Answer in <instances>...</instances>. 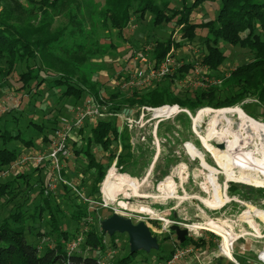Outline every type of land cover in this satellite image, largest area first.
<instances>
[{
  "label": "rangeland",
  "instance_id": "obj_1",
  "mask_svg": "<svg viewBox=\"0 0 264 264\" xmlns=\"http://www.w3.org/2000/svg\"><path fill=\"white\" fill-rule=\"evenodd\" d=\"M16 3L26 8V0H16ZM90 5L92 6V4ZM26 9V12L30 14V5ZM217 10V2L205 3L197 9L194 17H192V21L193 23L201 24L213 20L217 14ZM91 19L95 23L98 21L96 17H88V20ZM53 20V24L47 29L48 34L54 38L62 36V41L68 45L72 43L71 39L66 36L69 29L66 26L65 17L58 14L54 16ZM86 24L85 28L89 29L88 21ZM174 25L175 19L167 25L166 23L155 24L153 23V16L145 15L142 18L132 17L127 28L119 35L114 30L106 31L102 27H98L94 35L91 36V41L95 42V47L89 45L92 48H96L98 52H95L94 56L90 58L89 67L85 68L84 71L87 72L91 83L102 86L100 93L88 96L83 94L80 98L74 99L73 96H61V89L53 90L52 93L54 95H51L52 93L48 92L46 87L35 98L36 107L32 108L33 114L29 116H26L28 109V105L26 104L27 99L25 98L24 90L20 88L21 84L16 81V75L12 73L5 75L4 73V75L0 76V129L5 128L15 134L20 133L24 140L31 139L33 143L29 151H23L19 154V158L21 159L25 156L34 157L32 155H35V153L43 154L52 140L50 138L54 130H51L50 127L53 124L55 125V123L57 124L61 117L68 118L70 115L71 118L69 120H71L73 109L88 99L98 101L102 109L98 119L109 123L118 130L121 121L118 116L108 114L109 99L111 95H115L117 85L125 77H129L137 70L147 73L155 65L162 64L167 68L169 67L168 79H172L173 81V89L170 93H172V96L180 99L192 96L198 89H207L210 85L216 86L217 84H214L216 80L210 77L213 71L199 64L198 57L201 52H204L201 37L195 36L194 41L189 42L185 38H181L180 27L175 29ZM173 29H175L174 33L171 32ZM196 34L203 37L205 36V31L198 28L196 29ZM169 38L172 39L170 50L164 60L156 64L155 60H153V50L166 43ZM36 39L46 38L40 36L31 38V40ZM220 46L225 59L218 69L219 74L227 76L237 66L250 60V55L246 49L227 45ZM139 57L143 58L144 62ZM185 63L191 64V69L188 73L182 69ZM0 67L6 70L4 65ZM177 68L178 71L182 70V74L185 75L184 78L178 79L179 73H176ZM74 78L76 82H81L78 74ZM161 82L162 78H157L147 89L153 88L155 84L157 85ZM147 89L135 91V93L141 94ZM122 93L128 97L134 92L133 90H127L122 91ZM164 103L171 105L173 102L167 100ZM174 105L179 111L173 105L163 108H170L167 109L166 113L171 114V112H176L177 114L159 123H157L159 119L146 123L147 117L141 119V115L143 114L140 111L138 113L132 111L134 112L132 117L135 121L131 120L134 121L137 128H141L134 131L132 138L136 137L138 133L145 136V142L139 146L142 148L140 151V155L142 156L141 165L134 173V177L128 173H118L117 166L115 167V174L117 176L127 175L138 183V187L135 189V193L130 189L126 192L117 193L112 201L106 200L111 208L115 209L114 212L101 207L103 204L102 199L105 200V197L100 196V194L96 199L90 198L91 201L93 200L92 204L85 203L84 199H88L85 191L90 187L93 178L85 172L89 165L87 159H82L81 155L75 154V150H78L80 147H82V152L89 149L94 159L104 164L108 163L107 156L110 153L116 154L117 152L119 153V150L121 151V146L118 145L116 150L114 143L108 149L103 150L100 145L94 144L90 138L87 139L90 136L89 129L92 123L86 124L83 130H80L81 133L74 134V138L69 141L68 147L71 157L68 162H65L66 168L62 173L63 179L77 188V192L81 197L73 191L70 185H68L70 191L64 193L65 185L58 184L55 190L51 192V195L49 191L47 192L50 195L48 201L51 202L53 212H55V205L59 208L61 212L58 214L54 213L55 217L60 221L61 227L69 231H72L76 225L71 218L72 212L80 210L86 213L84 218L87 222L77 236L82 241L84 240L83 233L90 229H93L99 235L98 230L101 222L116 214L121 218L130 219L134 225L140 222L146 224L151 235L156 237L158 242H161L162 249L165 248L166 252L169 247L173 248L175 242L174 234L169 231V227L173 224L179 226L180 229H187L188 237L191 239H202V243L205 245L200 247L190 245V249H192L190 256L174 264H231V261L220 254L221 241L211 237L210 231L221 232L219 229H224L228 234L232 231L236 234H238V231L250 232L252 233L250 237L259 239V236L264 233V184L250 185L246 183L241 184V182L236 181H227L221 167L219 168L211 154L207 153L202 146V137L210 129L211 121L213 122L214 120L213 118H215L217 123L214 132L219 133L218 131L227 125H229V130L236 131L240 124L238 116L235 113H228L224 117L222 115L215 117L218 111L238 108L249 119H253V121L261 125H264V115L261 114L260 105L256 103L255 99H246L242 103L232 107L212 108L204 105L197 108L194 112L188 109H181L175 103ZM9 110H12V117L5 115ZM203 110H210L211 113L208 114L207 118H198V114ZM155 113L158 114L157 112ZM180 114H184L186 117L180 118ZM149 116H151V119L155 117L151 114ZM15 121H17V124ZM143 124L144 126H141ZM155 125H157V129L158 126H162L160 134L163 135H158L159 137H157L159 140V152L155 144H153L154 140H149L151 136H147V134H152L153 126ZM40 127L44 129L41 131ZM16 129H19V132ZM164 131H167V134L163 133ZM43 134L48 135L46 136L48 137V146L40 149L41 147H38L37 144L45 146L42 140ZM78 134L83 137V141L81 140L79 143H77L79 139L74 142V139L78 138ZM73 143L77 144L73 146ZM210 145L215 151H221V148L217 147L215 141H211ZM3 147L7 149L23 148L22 144L15 142L14 139L8 140L4 145L0 141V148ZM227 150L230 152V158L234 160L242 156V151H238V156L234 153V148L228 147ZM245 153H248L255 162L257 161L264 165V139H260L255 143V146H248L245 149ZM15 163L17 164L16 160L9 168L0 169V184L11 183L8 195L0 197V222L7 218L11 212H14V209L18 206L26 210V217L34 215L38 207L43 208L41 206L42 197L38 193L41 188L39 187L40 185H42V189L47 190L46 185L49 179L48 171L45 170L47 165L42 166L41 164L39 167H34L32 163L23 165L27 170L25 174L27 173L28 176H23L21 179L18 177L20 174L17 172L19 170L18 167L21 165H15ZM112 164L107 167V171ZM234 171L236 173L239 172L238 169H234ZM3 172L6 174L4 173V175ZM242 172L245 176L264 183V169L258 171V169L254 170L251 165H247L243 168ZM76 176L78 177L76 178ZM22 181H25L27 184H22ZM167 184L173 185V191L164 193L159 188L161 185L165 186ZM61 188L62 190H59ZM11 191L14 192L12 194L14 196L9 199ZM213 195L216 199L222 198L224 200L221 207L210 208L205 204V202H213ZM84 204H88V207ZM121 204H124L127 208H123ZM141 208L150 210L151 214L138 213L137 211ZM36 219V221H25L28 223V228L34 227L32 229L34 233L50 230L45 224L49 219V209H43L40 217ZM211 222L213 225L218 226L219 229L213 228L210 224ZM26 237L27 241L31 244L37 243L35 237H31L29 234H26ZM55 237L56 235H44V237L39 238L38 245L42 248L50 246L54 242ZM113 240V248H111L108 237H104L102 240L106 250L99 254L105 264H116L118 259L129 252L126 234L116 233ZM258 241L260 240L251 241L237 238L233 244V253L231 251V254H234L232 255L234 260L238 264H260V262L258 263L257 255L249 251L251 247L255 252L260 249ZM229 242H232V239ZM261 242H264V240ZM77 251L85 255L98 254L90 251L87 247L83 248L82 245L77 248ZM257 252L261 259L264 258V253L261 251ZM153 254V252L145 256L142 254L135 257V261L139 264H145L141 262L144 257H147L151 262L155 261ZM227 254L230 256V253ZM235 261L233 264H237ZM247 261L250 262L248 263Z\"/></svg>",
  "mask_w": 264,
  "mask_h": 264
},
{
  "label": "trees",
  "instance_id": "obj_2",
  "mask_svg": "<svg viewBox=\"0 0 264 264\" xmlns=\"http://www.w3.org/2000/svg\"><path fill=\"white\" fill-rule=\"evenodd\" d=\"M15 1L0 0V66L6 67V70L0 67V76L4 73L5 75L10 73L16 75V81L21 84L20 88L24 90L28 101V103L26 101L28 105L26 116L33 114V109L36 107L35 98L46 87L51 93L55 89H61V96H73L74 99L80 98L83 94L85 96L98 95L102 86L91 83L87 72L84 71L89 67L90 58L98 52L96 48L90 47H95L91 36L98 27L106 31L114 30L119 35L127 28L132 17L142 18L145 15L153 16L155 24L166 23L167 25L175 19V29L180 27L181 38L189 42H193L195 36L201 37L204 52H201L198 57L199 64L213 71L210 77L219 82L216 86L210 85L207 89H198L192 96L184 99L172 96L170 92L173 89V81L168 79V75L164 76L162 82L155 84L153 88L141 94L134 92L128 97L122 93L120 85H117L115 95H111L109 99L108 114L119 115L129 109L138 113L144 107L172 106L164 103L167 100L172 101V104L175 103L181 109L194 112L204 105L212 108L232 107L246 99H255L260 105L261 114L264 115V0H26V8L30 5V14L26 12L25 7L23 8L18 3L15 4ZM209 2L218 4L215 18L201 24L193 23L192 17L197 9ZM58 14L66 19V26L69 29L66 36L72 42L69 45L62 41V36L54 38L48 34L47 29L51 27L54 16ZM90 16L96 17L97 23L92 19L88 20ZM87 21L89 29L85 28ZM198 28L205 31V36H197L196 29ZM175 29L171 32L174 33ZM37 36L46 39L31 40L32 37ZM171 45L172 39L169 38L166 43L153 50V60L156 64L164 60ZM220 45L246 49L250 60L237 66L227 76L219 74L218 69L225 59ZM182 69L188 73L191 64H183ZM176 73H179L178 79L185 77L182 70L178 71V68ZM76 74L79 75L80 83L74 78ZM5 115L12 117V110L7 111ZM180 115V118L186 117L184 114ZM15 123L17 124V121ZM57 125L53 124L50 129L55 130ZM161 127V125L158 126L157 137L163 135L160 134ZM40 128L41 131L44 129ZM16 130L19 132V129ZM89 131L90 136L87 139L90 138L103 150L112 146V143L115 144L116 150L118 145L121 146L119 153H110L107 156L108 165L97 162L89 149L84 152L81 151L82 147L75 150V153L81 155L82 159L86 158L89 164L85 172L93 179L85 194L90 200V198L96 199L99 196V186L105 178L107 167L114 159H116L118 173H128L134 177V173L141 165L140 151L142 148L139 145L131 149L130 132L127 128L119 131L107 122L97 121ZM11 139L26 147L32 144L31 139L24 140L20 133L15 134L5 128L0 129V141L3 145ZM81 140L83 141V137ZM18 155L17 149L0 148V169L9 168ZM23 176H28V174L18 175L21 179ZM23 183L27 184L25 181H22ZM10 187V182L0 184V197H6ZM39 187L41 188L38 194L42 197L41 206L43 208L38 207L34 213L35 216L32 214L26 217V210L18 206L14 212L0 222V264H101L99 253L106 250L102 240L108 237L111 248H113L115 234L111 237L107 236L101 231L100 226L99 235L90 229L83 233L84 240L81 245L98 254L85 255L77 249L70 251L67 245L78 238V233L87 222L84 218L86 213L74 210L71 214L76 224L74 229L72 231L63 229L54 214L61 211L55 205V212H53L51 202L48 201L51 193L50 195L45 194L42 185ZM69 191L70 189L65 185L64 193ZM9 194V199H11L14 192L11 191ZM88 204L84 205L88 207ZM43 209H49V219L45 224L50 230L34 233L32 231L34 227H29V229L25 221H36ZM26 234L35 237L37 243L28 242ZM48 234L56 235L54 242L50 246L40 247L39 238ZM202 242V239L193 240L187 237L182 244L174 242L173 248L169 247L167 252L165 248L162 249L161 242H158L157 251H150L148 254L142 251L134 253L129 251L127 255L118 259L116 264H137L135 257L142 254L149 255L152 252L155 261L151 262L144 257L141 262L166 264L176 248L186 247L189 244L200 247L205 245Z\"/></svg>",
  "mask_w": 264,
  "mask_h": 264
},
{
  "label": "built area",
  "instance_id": "obj_3",
  "mask_svg": "<svg viewBox=\"0 0 264 264\" xmlns=\"http://www.w3.org/2000/svg\"><path fill=\"white\" fill-rule=\"evenodd\" d=\"M139 58L141 61L144 62L143 58L141 57ZM168 72H169V67L167 68L166 66L162 64L158 66L157 65L153 66V69L147 73L137 70L134 73H132L129 77L124 79L119 84L120 85L119 88L123 92L127 90H133V92L142 91V90L149 88L154 83L155 79L157 78L160 79L166 76ZM218 82L219 81H215L214 84H217ZM171 105L175 106L174 104H171ZM159 109H160L159 106L154 107V108L152 107L141 108L139 110L140 113L143 114L141 115V119H143V117H147L146 123L151 122L155 119H159L157 120V123H159L161 121H166L170 117L177 114L176 112L171 113L169 116L168 114H163V115L156 114L155 112ZM101 111L102 109L98 101H96L95 99H88L82 102L81 104L77 105L75 109H73L72 111V119L68 121H62V124L60 123L59 126L53 131L52 136L50 138L52 140L46 152H44L43 154L32 155L34 157H26V156L22 157L17 162V164H20L21 166H23L27 163H32L36 166H39L42 163L47 162L49 165V179H48L46 187H47V191H49L50 193L53 190H55L58 184H63L66 186L70 185L62 177L63 162L71 156V153L68 147L69 141L72 140V138H74L73 136L74 134L76 135L77 133H79L81 129L83 130L86 124L92 123V125H94L95 123H97V121H100L98 118L100 117L99 115L101 114ZM177 111H179L178 108H177ZM150 114L155 117L151 119V116H149ZM115 116H118L121 121L119 131H121L124 128H127V130L130 132L129 143H130L131 149L136 148L141 144L143 145V143L145 142L144 135H141L138 133L136 137L132 138V134L134 133V131L141 129V128H137V125L134 124L135 120L132 117L133 116L132 110L130 109L124 110L122 114L115 115ZM131 119L134 121H132ZM141 126H144V124ZM147 136H151V140H154L153 144H155L157 151L159 152L158 150L159 140L157 139V125L153 126L152 134L151 133L147 134ZM111 171L112 173H115V163H113V165L108 169L106 176L102 182L101 194L103 197L105 196L103 192L104 182L107 179L112 180V178L110 177ZM4 173L5 172H3V174ZM70 186L73 188V191L77 195L80 196V194L77 192V189L72 185ZM84 199L86 201L85 203H90V204L93 203L89 199H86V198ZM106 200H108L107 197L105 198V200L102 199L103 204L101 205V207L104 209H109L114 212L115 209L111 208L110 204L107 203ZM212 233L222 238V241L224 240V234L225 235L227 234L226 231L216 232L215 230H213ZM82 242H83L82 239L78 237L75 240L71 241L67 245V247L70 251H74L82 244ZM229 248H230L229 250L230 252H228V249H227V253L231 254V251H232L231 242L229 243ZM220 252L224 257L226 258L229 257L228 254L225 252L224 241L221 244ZM191 253H192V249L190 248H176L172 254V257L166 262V264H174L179 260L185 259ZM100 262L101 264H105L102 259L100 260Z\"/></svg>",
  "mask_w": 264,
  "mask_h": 264
},
{
  "label": "bare ground",
  "instance_id": "obj_4",
  "mask_svg": "<svg viewBox=\"0 0 264 264\" xmlns=\"http://www.w3.org/2000/svg\"><path fill=\"white\" fill-rule=\"evenodd\" d=\"M167 109L170 108H163L162 110H157L156 112L160 115L163 114L170 115V113H166ZM209 113H211L210 110H203L198 114V118H203V119L207 118ZM228 113H235L238 116V119L240 120V124L238 125L236 131L229 130L228 128L229 125H227L225 126V128L223 127V129L218 131L219 133L214 132L216 130L215 126L217 123L215 118H213L214 117L213 116L212 118L214 120L213 122L211 121L210 129L205 134V136L202 137V144H203L202 146L207 151V153L211 154V156L213 157L214 161L219 166V168L221 167L227 181L241 182V184L246 183L250 185L251 184L263 185L264 184L263 182L245 176L242 171L243 168L247 165H251L254 168V170L258 169V171H262L264 169V165L262 163L257 161L255 162L253 159H251L248 153H245V149L248 146H253V145L255 146V143H257L260 139H264V125H261L253 121V119L252 120L249 119L238 108L218 111L216 112L215 117L219 115H222L224 117ZM211 141H215L217 145H219V148H221V151H215L210 145ZM228 147L234 148L235 149L234 153L237 154L238 156H239L238 151L239 152L242 151V156L240 157L236 156L237 157L236 160L230 158V152L227 150ZM235 161H237V163H235ZM234 169H238L239 172L236 173ZM110 177L112 178V180L107 179L104 182V186H103L104 195L108 198L109 201H112L116 197V194L119 192H124V191L126 192L129 191L130 189L133 190L134 193L136 192L135 189H137L138 183L135 180L129 178L127 175L117 176L115 173H112L111 171ZM159 189L164 193H169L173 191V185H168V184L165 186L161 185ZM223 201L224 200L222 198L216 199L214 198L213 195V202H205V204L210 208H216V207H221ZM121 206L123 208H127L124 204H121ZM137 212L151 214L150 210L144 208L139 209V211ZM210 224L213 226V228L219 229V227L213 225L212 222ZM219 230L224 231V229H219ZM231 239H232L231 234L224 235L223 241H224V247L226 253H227V249L228 251L230 250L229 241Z\"/></svg>",
  "mask_w": 264,
  "mask_h": 264
},
{
  "label": "water",
  "instance_id": "obj_5",
  "mask_svg": "<svg viewBox=\"0 0 264 264\" xmlns=\"http://www.w3.org/2000/svg\"><path fill=\"white\" fill-rule=\"evenodd\" d=\"M219 148V145H217ZM101 231L111 237L114 234H126L130 253L142 251L148 254L150 251H157L159 244L156 237H153L148 229V226L142 222L134 225L130 219H124L113 214L106 218L100 224ZM169 231L174 234L177 243H184L188 237L187 229H180L179 226L173 224L169 227Z\"/></svg>",
  "mask_w": 264,
  "mask_h": 264
},
{
  "label": "crops",
  "instance_id": "obj_6",
  "mask_svg": "<svg viewBox=\"0 0 264 264\" xmlns=\"http://www.w3.org/2000/svg\"><path fill=\"white\" fill-rule=\"evenodd\" d=\"M71 118V116L69 115V117L68 118H64V117H61L60 118V121L58 122L59 124L61 123L62 124V121H67V120H69ZM57 123V124H58ZM46 136H48L47 134H43V142H44V144H45V146L44 145H41V144H37V146L38 147H41L40 149H43V148H46L48 145H47V143H48V137H46ZM78 136V138L77 139H74V142H76L78 139H79V141L77 142V143H79L80 141H81V139H82V135L80 136V134H78L77 135ZM45 138V139H44ZM31 141V140H30ZM77 143H73V146L74 145H76ZM22 144V143H21ZM33 144V143H32ZM32 144L29 146V147H26L25 145H22L23 146V148L21 149H19V147L18 148H16L18 151H19V154L20 153H22L23 151H29L30 150V147L32 146ZM35 145V144H34ZM73 148V147H72ZM118 148V147H117ZM74 149V148H73ZM46 152V151H45ZM76 152V151H75ZM74 152V153H75ZM118 153V152H117ZM36 154H38V153H35V155ZM76 154V153H75ZM71 157V156H70ZM69 157V158H70ZM69 158L68 159H66L64 162H63V169H62V173H63V170L66 168V166H65V162L67 161H69ZM20 158H19V155H18V157H17V159H16V162H18V160H19ZM112 163H115V167H116V159H114L113 161H112ZM111 163V164H112ZM16 164V163H15ZM47 165L46 167H45V170H47L48 171V177H49V165H48V163L47 162H44V163H42V166H44V165ZM110 164V165H111ZM109 165V166H110ZM113 165V164H112ZM33 166L34 167H39V166H36V165H34L33 164ZM67 166H68V164H67ZM19 168V170H17V172H18V174H25V172L27 171L26 170V168H24V166H19L18 167ZM107 172V171H106ZM78 176H76V178H77ZM48 182V181H47ZM103 182V181H102ZM101 186H102V183H101V185L99 186L100 188H99V194H100V196L102 195L101 194ZM59 190H62V188L61 189H59ZM48 191L46 190L45 191V194H48L47 193ZM86 192V191H85ZM50 193V192H49ZM86 195V194H85ZM105 198H106V196H104ZM255 232V231H254ZM210 236L211 237H213V238H215L216 240L217 239H219V241H221V244H222V238L220 239L219 238V236H216L215 234H213L212 233V231H210ZM256 233V232H255ZM229 234H233L232 236H237V237H232V248H233V244L235 243V241H236V239L237 238H241V239H243V240H251V241H254V240H260V241H258L257 243L260 245V249H258V250H256V252L255 251H253L252 250V247L249 249V251H251L253 254L255 253L256 255H257V260H258V263L260 262V264H264V258H260V256H259V253L257 252V251H261L262 253H264V242H261V241H263L264 240V233H263V235H260L259 237H260V239H254V238H252V237H250V235H248V234H252V233H250V232H239L238 231V234H236L234 231H232V232H230ZM227 235H228V233H227ZM252 239H254V240H252ZM175 242H177L176 241V239H175ZM257 243H255L256 245H257ZM256 245H254L255 247H256ZM182 248H190V244H189V246H186V247H182ZM233 249H232V253H233ZM221 254V253H220ZM222 255V254H221ZM232 255H234V254H230V256H231V258L230 257H228V258H226L227 260H229V261H231L230 263L231 264H233L234 263V257L232 256ZM188 256H190V255H188ZM187 256V257H188ZM181 261V260H180ZM228 261V262H229ZM236 262V261H235ZM248 263L250 262V261H247ZM237 263V262H236ZM238 264V263H237Z\"/></svg>",
  "mask_w": 264,
  "mask_h": 264
}]
</instances>
